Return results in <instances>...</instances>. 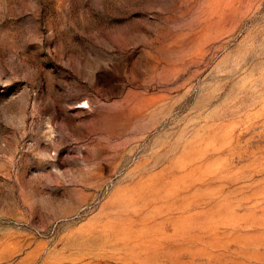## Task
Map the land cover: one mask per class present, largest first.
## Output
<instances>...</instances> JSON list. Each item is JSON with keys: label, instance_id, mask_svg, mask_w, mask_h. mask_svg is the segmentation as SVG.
<instances>
[{"label": "rangeland", "instance_id": "1", "mask_svg": "<svg viewBox=\"0 0 264 264\" xmlns=\"http://www.w3.org/2000/svg\"><path fill=\"white\" fill-rule=\"evenodd\" d=\"M0 264H264V0H0Z\"/></svg>", "mask_w": 264, "mask_h": 264}]
</instances>
